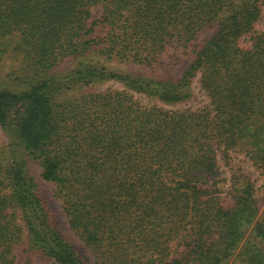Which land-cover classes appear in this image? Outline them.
I'll use <instances>...</instances> for the list:
<instances>
[{
	"label": "trees",
	"instance_id": "obj_1",
	"mask_svg": "<svg viewBox=\"0 0 264 264\" xmlns=\"http://www.w3.org/2000/svg\"><path fill=\"white\" fill-rule=\"evenodd\" d=\"M13 56L0 264H264L253 182L233 172L228 204L215 188L218 153L264 169V0H0V62ZM30 158L91 257L54 221Z\"/></svg>",
	"mask_w": 264,
	"mask_h": 264
},
{
	"label": "rangeland",
	"instance_id": "obj_2",
	"mask_svg": "<svg viewBox=\"0 0 264 264\" xmlns=\"http://www.w3.org/2000/svg\"><path fill=\"white\" fill-rule=\"evenodd\" d=\"M100 15L99 7H93L91 9V18L96 19ZM21 59L19 57L6 58L0 62V89H9L15 90V84L17 79L15 77H19V70L22 69ZM114 66L123 70L128 71L135 74H144L146 71L141 70L139 67H135L130 64H115ZM13 82V83H12ZM115 84H103L99 85L96 88H93V91L105 90L114 88ZM205 103V100L198 96V99L187 103L185 106L179 105L178 108L188 107L189 109H195L198 106H201ZM9 144L7 135L4 134V131L0 129V145L7 146ZM26 166L29 169L30 174L34 177V181L37 184V189L40 193V196L43 202L51 209L53 214V219L58 225L59 229L65 235L66 238L71 242L75 250L82 255L87 257H91L89 250L83 246V244L78 240L77 236L69 229L66 218L61 209L60 201L54 196V185L43 181L41 179V167L37 160L28 159L26 161ZM217 169L219 173L218 180L216 182V195L220 196V200L227 201L228 204V189L230 183V176L233 172H237V174H247L250 180L254 185V194L258 200V214L259 219H264V169L257 167L254 162H252L246 154L239 150H230L228 151L227 156H224L222 153L217 154ZM245 235V238L247 237ZM33 264H53L52 260L38 254L33 257Z\"/></svg>",
	"mask_w": 264,
	"mask_h": 264
}]
</instances>
